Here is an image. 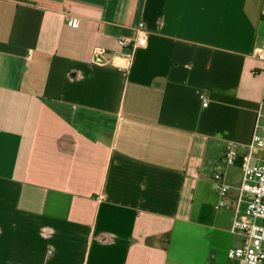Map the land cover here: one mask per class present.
Instances as JSON below:
<instances>
[{
  "label": "crops",
  "instance_id": "crops-1",
  "mask_svg": "<svg viewBox=\"0 0 264 264\" xmlns=\"http://www.w3.org/2000/svg\"><path fill=\"white\" fill-rule=\"evenodd\" d=\"M262 3L0 0V264H238L241 162L264 126ZM141 21L128 67L92 62Z\"/></svg>",
  "mask_w": 264,
  "mask_h": 264
},
{
  "label": "built area",
  "instance_id": "built-area-1",
  "mask_svg": "<svg viewBox=\"0 0 264 264\" xmlns=\"http://www.w3.org/2000/svg\"><path fill=\"white\" fill-rule=\"evenodd\" d=\"M261 16L264 18V0L261 8ZM68 24L76 26L77 19L67 17ZM150 30L141 21L135 28L133 37H120L118 40L121 51L112 59L108 58V52L104 47H96L92 62L95 64H114L115 59L123 61L120 65L128 67L134 57L137 48L147 44ZM255 56L264 60V40L255 49ZM203 106H207L208 97L201 95ZM263 153V156H259ZM238 156V144L229 141L226 146L224 161L226 165H233ZM242 182L239 187L238 204L235 208L231 231L242 237V243L228 250V257L235 259L238 264H264V126L259 122L255 124L252 138L248 144V151L241 162ZM214 181L218 193L224 198L230 185L226 182L224 173L217 170ZM244 194L248 195L247 206L240 208V202ZM225 201L216 205L221 208Z\"/></svg>",
  "mask_w": 264,
  "mask_h": 264
},
{
  "label": "rangeland",
  "instance_id": "rangeland-1",
  "mask_svg": "<svg viewBox=\"0 0 264 264\" xmlns=\"http://www.w3.org/2000/svg\"><path fill=\"white\" fill-rule=\"evenodd\" d=\"M263 122H264V119H263ZM261 156H263V153H262V155Z\"/></svg>",
  "mask_w": 264,
  "mask_h": 264
}]
</instances>
